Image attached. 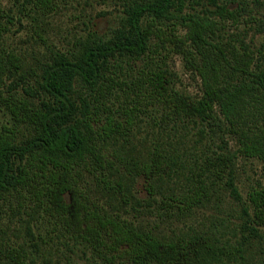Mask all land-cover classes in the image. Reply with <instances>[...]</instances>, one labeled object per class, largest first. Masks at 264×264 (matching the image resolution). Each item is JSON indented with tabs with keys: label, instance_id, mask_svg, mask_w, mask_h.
I'll return each instance as SVG.
<instances>
[{
	"label": "trees",
	"instance_id": "1",
	"mask_svg": "<svg viewBox=\"0 0 264 264\" xmlns=\"http://www.w3.org/2000/svg\"><path fill=\"white\" fill-rule=\"evenodd\" d=\"M188 1L133 2L126 8L124 28L111 37L89 35L72 57L50 50L40 81L23 91L26 97L47 98L35 110L25 99L4 96L6 78L18 70L19 61L0 50V107L15 118L22 116L34 131L23 142L0 132V213L24 212L30 218L37 214L48 228L41 237L27 223L31 243L16 248L0 240L5 264H27L25 246L37 251L40 244L47 245L45 236L48 249L61 252L66 263L80 252L87 264H226L243 259L250 241L262 243L264 187L251 188L246 205L235 185L233 164L238 156L264 164V38L253 50L237 35L217 36L220 21L213 16L237 25L238 9L246 0H223L219 5L210 0L212 11H188ZM24 2L42 8L52 0ZM163 22L172 23L171 28H164ZM177 26L183 35L173 33ZM168 48L198 77L197 100L175 91L161 68L136 71L133 78L124 75L144 56ZM159 100L177 120H198L212 128L217 114L234 138L235 151L209 154L190 173L186 192H172L161 201L165 211H192L204 203L213 183L220 182L240 205L241 223L232 240L218 238L216 229L159 238L108 214L79 186L87 172L107 190L111 171L123 168L122 182L126 175L142 177L153 192L152 179L172 171L175 157L155 151L144 162L112 146L126 140L139 113Z\"/></svg>",
	"mask_w": 264,
	"mask_h": 264
},
{
	"label": "rangeland",
	"instance_id": "2",
	"mask_svg": "<svg viewBox=\"0 0 264 264\" xmlns=\"http://www.w3.org/2000/svg\"><path fill=\"white\" fill-rule=\"evenodd\" d=\"M24 1L0 0V50L13 53L19 61L18 70L6 78L3 93L4 96L15 95L27 100L30 108L35 110L47 98L42 94L38 97H26L23 91L34 89L40 81L42 69L50 63V50H58L72 57L79 52L89 35L109 38L122 30L128 5L154 0H52L49 6L42 8H35ZM215 2L219 5L223 0ZM191 8L195 11L203 8L212 11L214 6L210 0H189L186 9L190 11ZM229 8H235V4ZM238 12L237 25L231 20L213 16L220 21L221 28L217 36L229 38L232 34L237 35L255 50L264 38V0H246ZM171 24L163 22V27L171 28ZM173 33L181 36L184 30L177 26ZM157 68L167 71L175 91L192 100L200 98L198 77L185 67L181 55L171 48L163 54L144 56L136 63L134 70L126 69L124 75L133 78L136 71ZM11 86L15 89L10 91ZM168 113L163 100L150 104L137 116L129 137L118 140L112 146L122 155L128 154L144 162L149 161L155 151L164 153L165 157H175L172 171L152 179V185L154 183L155 186L153 192L149 191L146 186L148 181L145 182L142 177L135 176L131 179L126 175V180L122 182L120 177L124 175L123 168L110 172V187L107 190L98 185L87 172H84L79 186L92 202L108 214L150 230L159 238L172 239L201 229H216L218 238L223 241L232 240L241 223L240 205L233 202L218 181L213 183L208 197L200 207L183 213L163 210L161 201L165 197L172 192L182 194L187 191L190 173L195 172V167L202 159L213 152L232 153L237 147L234 138L227 132L224 121L217 114L211 128L198 120H177ZM0 132L10 135L16 142H23L34 133L32 126L22 116L15 118L2 106ZM233 172L235 185L248 205L246 198L251 188L264 187V164L254 158L238 156L234 160ZM118 182L121 186H118ZM33 215L30 218L24 212H13L10 215L0 213V240L15 248L17 245H25V242L31 243L25 230L27 223L35 235L44 237L47 225L37 214ZM261 235L262 243L250 241L243 259L236 257L231 262L223 263L264 264V229H261ZM45 240L47 245L40 244L37 251L25 246L27 264H87L80 252L72 256L71 263H66L61 252L48 249L49 238L45 236ZM60 249L63 251L61 247ZM0 264H5L2 255Z\"/></svg>",
	"mask_w": 264,
	"mask_h": 264
}]
</instances>
